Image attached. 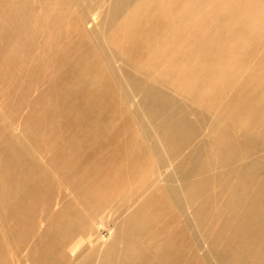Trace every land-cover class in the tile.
I'll list each match as a JSON object with an SVG mask.
<instances>
[{"label":"rangeland","instance_id":"obj_1","mask_svg":"<svg viewBox=\"0 0 264 264\" xmlns=\"http://www.w3.org/2000/svg\"><path fill=\"white\" fill-rule=\"evenodd\" d=\"M15 1L34 17L12 41L21 45L14 61L4 62L0 49V70L9 77L0 80V183L2 175H10L2 162L6 155L23 159L24 174L32 168L44 183L30 208L24 198L21 215L7 216L0 200V264H107L110 257L116 264H138L141 256L154 257L166 239L185 242L182 222L191 218L200 199L186 204L181 217L167 210L138 237L139 248L132 240L133 220L152 210L155 188L174 176L173 162L134 85L161 95L160 104L167 105L161 117L177 111L190 122L198 113L209 124L218 118L220 125L231 127L235 141L242 139L239 125L250 122L259 151L258 143L248 146L238 167L259 154L263 180L264 0H144L131 20L130 7L113 19L111 0H0V8L14 9ZM39 28L45 31L29 33ZM17 62L21 69H15ZM93 103H98L97 123L109 141L107 159L119 153L121 159L127 156L124 163L141 166L131 154L138 146L139 125L154 140L164 167L150 164L142 170L150 177L144 191L134 185L109 191L100 208L87 211L76 184L85 158L73 161L71 139L88 126L80 118L85 117L82 105ZM74 120L82 125L71 129ZM51 123L59 124L57 132L46 128ZM205 133L192 140V147L208 141ZM66 159L73 168L67 176L55 168L67 167ZM91 180L89 174L84 183ZM205 195L220 203L215 187ZM211 221L199 231L196 249L185 245L179 252V264H220L219 248L212 250L209 241L221 220ZM56 229L53 244L49 236Z\"/></svg>","mask_w":264,"mask_h":264},{"label":"bare ground","instance_id":"obj_2","mask_svg":"<svg viewBox=\"0 0 264 264\" xmlns=\"http://www.w3.org/2000/svg\"><path fill=\"white\" fill-rule=\"evenodd\" d=\"M143 1L111 0L113 8L110 14L115 19L121 11L128 10L130 7L133 11L129 14V19H135L138 9L143 6ZM13 5L14 9L0 8V49L3 50L2 54L5 53L4 62L14 61L21 45L19 41L17 43L12 41L17 37L15 35L22 33L23 28L34 17L31 11L24 9L23 2L15 1ZM43 31H45L44 28H39L29 33L34 36L35 33ZM21 67V63L15 64V69L18 70ZM8 78L2 68L0 80L5 81ZM126 78L129 83H135L128 73ZM133 87V91L140 95L139 103L149 116L154 132L166 156L173 162L174 168V176L164 177L162 184L152 193V210L133 220L132 227L135 233L133 243H137L139 248L138 237L167 210L181 217L186 204L195 202L197 199L201 201L193 214L191 213V218L182 222L181 228L185 233V242L182 239L180 241L166 239L163 245L157 247L156 256H141L138 264H179L182 262L179 252L185 245L193 250L196 249L199 231L204 230L214 217H218L221 223L209 244L212 250L217 251L219 248L216 257L220 264H264V176L259 182V170L262 168L259 154L256 159L250 160L249 163H242L238 167L248 146L258 143L259 151V138L249 130L250 122L239 125L238 131L242 139L235 141L231 137L233 132L231 127L220 125L218 118H212L209 124L207 118L198 113L195 122H190L183 112L177 111H171L165 117H161L167 110V105L160 104L161 95L152 88H142L140 85ZM208 95L211 97L210 93ZM97 107L98 103L84 104V107L82 105L85 117L82 118L81 115L80 118L88 126L83 124L81 132L71 139L76 147L72 154L73 161L85 158L86 166L78 175L76 184L83 196V205L87 211L100 208L107 201L109 191L119 192L130 185L137 187L140 192L144 191L150 177L143 175L142 170L149 168L150 164L157 165L158 169L164 167L154 140L139 125L137 127L138 146L131 151V154L137 156L141 166L135 168L133 164L124 163L127 156L121 159L119 153H115L118 157L113 160L107 159L104 149L109 141L106 143L102 135V127L97 123ZM257 120L259 122V117ZM82 122L74 120L69 127L77 128L82 125ZM204 125L207 127L204 128ZM46 128L49 132H57L60 126L57 123H51L46 125ZM204 129L208 141L203 142L199 147H192V140L202 134ZM39 136H35L36 140ZM26 147L29 146L26 145ZM185 150L187 153L183 155L182 152ZM202 155L205 161L201 160ZM2 162L9 169L10 175L1 177L0 200L4 202L3 207L7 216L21 215L25 208L24 198H28L30 205H27V208H30L31 201L33 204L40 190L39 185L44 183V178L32 168L29 169L28 174H24V160L13 155H6ZM67 162L66 159L64 166L67 167L55 166L61 174L66 176L73 171ZM89 174L92 176L93 183L85 184L84 179ZM210 187H215L217 196H221L219 204L215 197L205 195ZM17 230L22 232L23 228L20 224ZM207 231H210L209 227ZM57 236L56 229L49 236V240L53 241L51 243H56ZM107 264L116 263L110 257ZM196 264L199 263L196 262Z\"/></svg>","mask_w":264,"mask_h":264}]
</instances>
